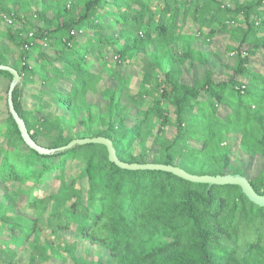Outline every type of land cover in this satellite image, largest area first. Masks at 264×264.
<instances>
[{"label": "trees", "instance_id": "trees-1", "mask_svg": "<svg viewBox=\"0 0 264 264\" xmlns=\"http://www.w3.org/2000/svg\"><path fill=\"white\" fill-rule=\"evenodd\" d=\"M193 25L205 44L227 37L225 51L235 61L223 64L224 78L209 69L185 80L195 63L222 54L193 40L177 50ZM261 50L264 0H0V64L21 75L14 105L39 145L58 149L104 136L124 162L241 174L264 194V70L252 64ZM136 60L138 90L126 67ZM105 69L114 85L101 90ZM0 79L8 94L13 75L0 70ZM90 94L105 100L102 108ZM5 127L0 264H44L53 243L67 264H264V207L239 185L207 192V183L172 172L122 168L98 143L42 154L26 144L9 109ZM235 135L244 157L233 156ZM17 154L24 156L21 167ZM258 156L262 166L250 177L246 164ZM68 162L79 168L70 182ZM52 173L62 184L58 191L36 194ZM28 181L35 185L23 187ZM73 227L76 239L62 243L61 232ZM78 240L103 247L105 257L77 255Z\"/></svg>", "mask_w": 264, "mask_h": 264}, {"label": "rangeland", "instance_id": "rangeland-1", "mask_svg": "<svg viewBox=\"0 0 264 264\" xmlns=\"http://www.w3.org/2000/svg\"><path fill=\"white\" fill-rule=\"evenodd\" d=\"M119 31V30H117ZM198 30L197 26L193 25L192 27L186 29L183 32V42L181 41L179 43L180 47H177V50H181L182 46L184 44L185 40H193L194 45L202 49L203 51H221V56L220 57H212L209 60V63L207 65L201 64V63H195L194 69L186 74V81L190 82L196 77H204L206 72L209 69H213L215 71V76L217 79H222L225 77L224 71L226 69L223 67L224 63L227 64H233L235 61V56L227 51H225L226 44L228 42L227 37L223 35H219L214 39L212 44H205L202 40L201 37H196L198 35ZM49 52H53L52 50L49 49ZM96 60L94 58L90 59V63H94ZM252 64L254 67H258L262 70H264V50H261V52L252 59ZM35 65V64H34ZM38 66V65H36ZM98 66V63H97ZM128 72L130 73V85L133 87L134 90H138L142 78V73L140 71V64L136 60V62H131L126 65ZM125 68V67H124ZM169 66L166 62L163 64V72L168 70ZM126 69V70H127ZM125 71V70H124ZM103 76L104 80L98 85L99 89H104L106 86H113L114 82H112L109 79V69H105L103 71ZM36 85H40L39 80L35 83ZM6 82L3 79H0V139H2L3 133L6 129L5 127V118L8 113V94L6 90ZM34 93V90L29 86L25 90V98H24V103L26 106H32L35 105L34 99L32 97V94ZM90 100L93 101L99 108H102L103 105L106 103L105 100L99 95V94H90L89 96ZM136 110H134V113ZM175 130L173 128H170L168 130V135L171 136L173 135ZM238 138L239 135H235L234 137H231L229 139V142L232 144L233 148V156L237 157H244V153L241 151L240 147L238 146ZM137 152L140 151L139 147L137 146ZM24 155V153H23ZM21 154H17L16 156L13 157V159L17 162V164L21 167L24 165V156ZM262 158L261 157H256L254 159H251L250 161L247 162L246 164V169L248 171V175L252 177L257 171L260 170L262 166ZM68 171H71V176H69L68 181L70 182L71 179L73 178V175H76L78 173L79 168H77L76 165L73 166L70 162H68L67 165ZM35 185L34 181H28L23 187H32ZM61 182H59L57 179L54 178V173H52L49 178H47V181L41 184L42 189L40 191H36V194H42V193H50V192H56L58 189L61 187ZM0 195H1V190H0ZM35 195V192H34ZM27 203V197L25 195H22L20 197V202L19 206L20 208H24ZM76 239V233L73 229L70 231L66 232H61V240L63 242H72ZM48 250L51 253V258L48 260V262L44 264H67V260H65L66 253L65 251H58V249L55 246V243L53 245L48 246ZM87 253L92 254L94 259H99L102 257H105L106 255V250L98 245H92L90 243L86 242H81L78 240V248L76 254L79 256H85ZM28 261V258L26 259ZM70 263V262H69Z\"/></svg>", "mask_w": 264, "mask_h": 264}, {"label": "water", "instance_id": "water-1", "mask_svg": "<svg viewBox=\"0 0 264 264\" xmlns=\"http://www.w3.org/2000/svg\"><path fill=\"white\" fill-rule=\"evenodd\" d=\"M0 70L9 71L13 75V80L11 82V85L8 91L9 111L14 117L20 129L21 135L24 141L26 142V144L29 145L31 148L37 150L38 152L42 154H50L54 152L65 151L67 149H71L75 145H84V144H89V143L103 144L108 149L109 159L122 168L133 169V170L156 169V170H164V171L172 172L184 179H187L193 182L207 183L208 184L207 192H209L210 188L213 185H227V184L239 185L242 188L243 193L252 202H254L255 204L259 206L264 207V194H260L259 192H257L256 189L253 187L251 181L244 175L233 174V173L217 174V175H210V174L199 175V174L190 173L179 166L171 165V164L154 163V162H149V163L124 162L120 160L119 157L117 156L116 149L113 145L112 140L104 136L77 138L69 142L67 145L62 146L58 149H50V148L39 145L33 139L30 131L27 128V125L24 119L20 116V114L18 113L14 105L13 91L16 85L21 81V75L19 71L12 66L3 65V64H0Z\"/></svg>", "mask_w": 264, "mask_h": 264}, {"label": "built area", "instance_id": "built-area-1", "mask_svg": "<svg viewBox=\"0 0 264 264\" xmlns=\"http://www.w3.org/2000/svg\"><path fill=\"white\" fill-rule=\"evenodd\" d=\"M6 19V22L8 23V24H13V20H12V18H10V17H6L5 18ZM74 33V32H73Z\"/></svg>", "mask_w": 264, "mask_h": 264}]
</instances>
